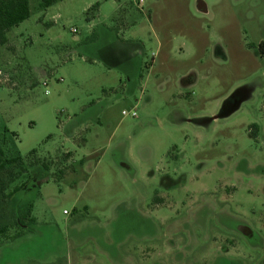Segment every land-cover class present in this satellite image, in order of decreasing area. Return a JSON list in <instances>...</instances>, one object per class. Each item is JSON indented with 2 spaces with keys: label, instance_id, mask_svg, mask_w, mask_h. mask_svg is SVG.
Segmentation results:
<instances>
[{
  "label": "rangeland",
  "instance_id": "374dc122",
  "mask_svg": "<svg viewBox=\"0 0 264 264\" xmlns=\"http://www.w3.org/2000/svg\"><path fill=\"white\" fill-rule=\"evenodd\" d=\"M138 1L29 0L0 43V148L26 159L0 264H264V0ZM103 27L139 46L132 85Z\"/></svg>",
  "mask_w": 264,
  "mask_h": 264
},
{
  "label": "trees",
  "instance_id": "16d2710c",
  "mask_svg": "<svg viewBox=\"0 0 264 264\" xmlns=\"http://www.w3.org/2000/svg\"><path fill=\"white\" fill-rule=\"evenodd\" d=\"M59 0H41L40 7L43 10L48 9L49 7L56 4ZM98 9V6H95V10ZM31 16V9L29 0H0V43L2 45H6L8 42L7 34L15 27L19 26L21 23L28 20ZM259 50L261 55L264 57V43L260 44ZM0 128H1V119H0ZM258 130L257 126H252L251 131L252 135L256 137V132ZM4 132L9 133L8 130H4ZM60 153V152H59ZM29 156H35L36 159H40L38 151H32ZM71 158V153L65 154V159L67 161ZM24 163H26L25 157H17L13 159L4 158V152L0 148V173L6 170L11 165H19L23 168ZM47 168V166H46ZM24 169V168H23ZM15 176L9 178V180L3 181L0 185V192L5 194V191L10 183L15 180ZM19 192V188H15L14 191L7 194L6 198H12L16 193ZM31 212L28 211L23 217L28 216ZM4 230H1V234H3ZM0 234V235H1Z\"/></svg>",
  "mask_w": 264,
  "mask_h": 264
},
{
  "label": "crops",
  "instance_id": "0c3cea01",
  "mask_svg": "<svg viewBox=\"0 0 264 264\" xmlns=\"http://www.w3.org/2000/svg\"><path fill=\"white\" fill-rule=\"evenodd\" d=\"M100 31L103 32L102 39L100 40L98 38L92 43H89L88 46L91 47L98 45V47L103 48V52H107V54L110 55V58H112L113 61H119V64H114L115 67L113 68L118 67L127 76L126 81L123 82L122 80L121 84L123 85L124 83L125 85H132L135 79L139 76L140 72V63L138 61L141 59V54H139V46H137L136 44L129 43L124 39H121L119 37V31L111 30L107 27H103ZM171 39L172 38H169L170 45L167 48L171 46ZM100 45L103 46L101 47ZM161 46L166 47L162 42ZM105 53L102 56H104Z\"/></svg>",
  "mask_w": 264,
  "mask_h": 264
},
{
  "label": "built area",
  "instance_id": "2783aa9c",
  "mask_svg": "<svg viewBox=\"0 0 264 264\" xmlns=\"http://www.w3.org/2000/svg\"><path fill=\"white\" fill-rule=\"evenodd\" d=\"M137 3H138L137 6L141 7V5L143 4V0H139ZM72 32H73L74 34H76V33H77V30L74 29V30H72ZM3 79L6 80V79H7V76H6L5 74H3V73L0 71V83L3 81ZM128 115H129L128 113L123 112V116H128ZM130 115H131L133 118H136V117H137V115H136L135 112H132Z\"/></svg>",
  "mask_w": 264,
  "mask_h": 264
}]
</instances>
